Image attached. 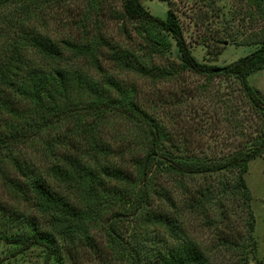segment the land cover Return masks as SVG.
Listing matches in <instances>:
<instances>
[{
    "label": "trees",
    "instance_id": "16d2710c",
    "mask_svg": "<svg viewBox=\"0 0 264 264\" xmlns=\"http://www.w3.org/2000/svg\"><path fill=\"white\" fill-rule=\"evenodd\" d=\"M245 1L264 23V0ZM166 3L160 19L140 0H0L14 29L0 44V181L19 205L0 204V242L41 247L44 264H78V248L102 264L254 259L244 175L264 154V100L247 79L264 69V31L244 44L257 45L251 54L208 65ZM52 7L64 18L49 30ZM183 74L234 82L214 105L236 141L199 142L166 124L123 77L153 86Z\"/></svg>",
    "mask_w": 264,
    "mask_h": 264
},
{
    "label": "rangeland",
    "instance_id": "374dc122",
    "mask_svg": "<svg viewBox=\"0 0 264 264\" xmlns=\"http://www.w3.org/2000/svg\"><path fill=\"white\" fill-rule=\"evenodd\" d=\"M166 1H171L176 9L191 53L201 63L225 66L251 54L257 45L244 44L264 31V23L252 14V9L245 0H140L151 15L160 19L166 17L168 8ZM49 12L46 22L48 29L54 30L64 15L53 7ZM51 17L56 20L53 22ZM8 19L0 15V44L8 41L14 30ZM107 33L113 40L126 43L127 39L120 33L116 23L107 24ZM220 40L225 42L222 44ZM132 42V38L127 41L130 45ZM123 77L135 81L142 87L144 96L151 99L152 111L160 120L185 130L186 128L196 130L193 137L196 140L200 139L199 142L208 144L215 142L221 145L222 142L236 141L238 138L233 135L236 129L233 127L232 119L230 122L226 121L214 105L215 95L235 88L234 82L215 79L206 84L202 77L183 74L175 80L152 86L146 81L137 82L131 75ZM247 80L264 100V69L251 74ZM241 116L242 114L239 115ZM4 121L5 116L0 117L1 128ZM244 179L251 194V209L255 219L253 237L257 242L256 255L249 264H264V154L248 163ZM162 181L163 179L160 180ZM13 203L19 206L0 181V204L8 206ZM76 258L78 264H102L101 257L89 254L82 248H78ZM44 262L45 254L41 247L21 251L15 245L0 242V264ZM107 264L116 263L112 261Z\"/></svg>",
    "mask_w": 264,
    "mask_h": 264
}]
</instances>
